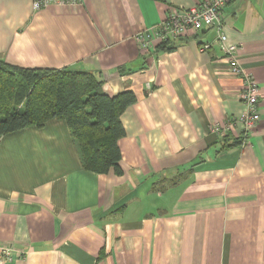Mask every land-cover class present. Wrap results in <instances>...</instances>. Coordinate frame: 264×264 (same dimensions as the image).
<instances>
[{"label":"crops","instance_id":"obj_1","mask_svg":"<svg viewBox=\"0 0 264 264\" xmlns=\"http://www.w3.org/2000/svg\"><path fill=\"white\" fill-rule=\"evenodd\" d=\"M200 1L0 0V60L92 72L105 93L136 98L120 117L121 174L85 169L63 119L0 135V246L24 252L0 264H264V0L222 8L259 87L247 136L244 80L214 28L135 38Z\"/></svg>","mask_w":264,"mask_h":264},{"label":"trees","instance_id":"obj_2","mask_svg":"<svg viewBox=\"0 0 264 264\" xmlns=\"http://www.w3.org/2000/svg\"><path fill=\"white\" fill-rule=\"evenodd\" d=\"M101 85L84 70L22 67L0 60V135L63 119L85 169L121 174L118 140L125 130L120 117L136 98L131 89L112 96Z\"/></svg>","mask_w":264,"mask_h":264},{"label":"built area","instance_id":"obj_3","mask_svg":"<svg viewBox=\"0 0 264 264\" xmlns=\"http://www.w3.org/2000/svg\"><path fill=\"white\" fill-rule=\"evenodd\" d=\"M79 0H32V7L38 9L52 3H76ZM229 0H203L197 2L190 7L178 9L174 6L168 8L169 11L164 18L156 25L151 26L149 32L135 34L138 41L144 38L153 37V39L164 41L168 38H179L187 32H197L202 27H212L216 32V41L219 42L223 57L227 64V69L234 75H241L244 80L239 93L241 102L246 108V112L239 116L243 125L245 134L253 128L254 123L258 119V97L259 87L253 78L247 74L240 66L238 61L239 46L227 41L226 33L223 31L222 8ZM146 33V34H145ZM201 50L209 47V43L201 44ZM234 122H228L224 126L212 124L211 130L215 132L225 133L226 129L233 126ZM14 248L11 245L2 244L0 246V259L12 258L11 251ZM19 256L23 255L22 250L16 249Z\"/></svg>","mask_w":264,"mask_h":264}]
</instances>
